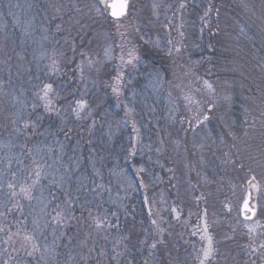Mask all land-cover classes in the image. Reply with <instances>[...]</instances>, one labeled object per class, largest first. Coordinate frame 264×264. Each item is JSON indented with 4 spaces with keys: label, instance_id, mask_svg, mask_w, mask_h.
<instances>
[{
    "label": "rangeland",
    "instance_id": "obj_1",
    "mask_svg": "<svg viewBox=\"0 0 264 264\" xmlns=\"http://www.w3.org/2000/svg\"><path fill=\"white\" fill-rule=\"evenodd\" d=\"M207 1L130 0L131 14L127 18H121L123 26L120 32L112 26L114 19L109 18V21L105 22L97 15L102 26L94 29L95 34L88 35V30H85L78 35L79 28L75 26L74 19L70 20V17H76L72 5L76 4L87 12L88 9L84 6L95 3V0H0V122L6 119L9 128L7 131L5 124L2 125L5 128L0 129V137L4 139L0 141L13 140L17 144V139L13 137L15 134L10 129V111L14 109L13 112L17 115L20 106L12 99V95L26 102L27 111L32 110L31 104L35 102L40 105L36 111L42 113L45 112L43 102L37 101L34 93L38 85L52 83L53 105L63 109L66 116V112L70 111L69 106L75 100H85V112L90 111V117L77 119L70 111V117L73 116L82 140L81 143L76 142L73 145L76 153L74 159L79 161V172L72 178L71 192L73 195L77 194L78 180L85 184H89L91 180L102 183L104 189L99 195L89 194L88 209L92 216L116 212L119 217V228L112 230L105 241L88 227L91 221L88 219V211L84 210V220L79 224L72 221L63 229L68 236H75L76 240L70 248L61 245L58 249L60 264H65V254L70 250L75 260L69 264H83L80 260V249L76 245L90 231L96 240L97 251L91 254L87 264H96L97 260L101 264H110L113 246L121 237H127L116 249L124 253L119 257L121 264H199L198 255L202 258L200 249L207 246V241L201 240L205 222L209 225L208 231L213 237L215 249L205 264H251L252 260H255L256 264H264L259 249V245L264 243V177L257 178L253 170L249 171V168L256 169L251 167L255 164L247 159L249 153L241 145L238 146L243 168L223 163L225 152L233 154L234 159L237 158V148L232 147L233 142H223L219 134L213 137L206 130H202V125H206L205 121L187 136L185 129L181 134L177 133L176 123L182 124L189 131L187 119L191 120L192 127H195L198 111L201 115L200 108L197 107V111H193L189 117H183L177 111L178 98L174 100L176 87L166 91L161 79L157 80L154 74L149 76V72L142 75L139 73L145 44L183 50L180 47L182 39L186 40L183 25L188 17L184 15L178 19L177 15L182 11L180 4H187L188 9L195 8L193 16L199 18L204 15L202 13L207 8ZM9 3L20 5L11 11L22 24L25 20L35 17L34 26L28 29L27 34L22 26L14 25L13 16L8 14ZM246 3L251 10L250 5L253 3L254 11L264 5V0L240 2L241 5ZM52 5L60 7L61 12L57 14ZM105 15L107 16L106 13ZM60 16L63 17V30L57 33L55 25L62 23ZM257 20L264 22L262 18ZM169 25L175 27L164 39L163 34L167 33L166 28L168 29ZM43 28L49 29L46 33L48 40H42L45 35ZM121 32L125 34L123 38ZM66 39L75 40V54L71 51L69 43H65ZM57 40L59 44H56ZM169 41L172 44H168ZM121 44L124 45L123 52L117 47ZM41 45L49 53H52L54 48L57 52L65 53L63 57H57L60 60L58 71L45 67L51 61L40 59ZM110 46L111 58H106L104 50ZM133 48L140 59L139 62L134 61L135 67H123L124 79L131 80V83L122 86V94L118 97L112 92V86L115 84L114 77L121 70L119 57L124 55L127 59V52ZM80 52H84L85 57H82ZM88 58L99 60L100 63L90 69ZM78 66L83 67V73ZM69 67L70 80L65 77ZM56 76L59 78L53 81L52 78ZM61 76L63 77L60 78ZM142 76H145L144 80ZM161 89L164 91L163 97ZM64 92L66 98L61 96ZM89 103H93L95 108L89 107ZM14 104L16 107H13ZM128 109H132L130 115L127 114ZM24 119H28L26 114ZM93 119L96 125L90 128ZM133 121L140 128L139 139L132 129ZM161 140L163 144L160 143ZM60 144L64 145V159L68 162L69 158H73L71 149H65L66 139ZM60 144L53 149L59 151ZM201 144L204 145L203 148L198 147ZM48 147L41 148L47 151ZM81 147L85 149L87 156L84 164L79 160L83 149H80ZM133 147L135 154H132ZM19 152L20 149L17 148H14L12 153H7L6 149L0 150V171L6 173L5 183L10 179L6 172L8 156L14 155L23 160V165H17L13 159L12 171L25 166L31 167L30 159L20 156ZM97 172L99 175H96ZM17 174L20 175L19 172ZM252 176H255L258 184L256 214L252 220L246 221L240 218V206L245 197L246 182ZM141 181L146 187L141 186ZM42 184L47 196V181H42ZM5 192L6 188L0 191V212L5 213L0 216V228L4 229L0 231V264H36L39 254L35 259L30 258L20 247L25 232H32V218L29 217L25 221L15 208L8 213L5 204L12 207L16 201H8ZM196 197L201 199L197 200ZM16 199L27 213L29 202L19 197ZM83 201L84 196L81 195L80 203ZM32 203L35 205V201ZM173 208L176 209L175 212L172 211ZM75 215L81 216L79 207ZM109 218L115 222V218ZM152 220L157 221L156 225L152 224ZM246 225L255 231L249 233ZM160 229L163 231H159ZM17 232L19 235H14L12 240L8 241V234ZM51 239L49 235V242ZM161 240L163 242L159 243ZM142 241L144 243H141ZM154 241L157 246L152 249L150 245ZM92 243V239H89L90 247ZM124 244H127L126 250ZM100 247H103L108 255L99 256ZM252 248L257 249L254 255L251 254ZM84 254H87V249ZM111 264L116 262L111 261Z\"/></svg>",
    "mask_w": 264,
    "mask_h": 264
},
{
    "label": "snow or ice",
    "instance_id": "obj_2",
    "mask_svg": "<svg viewBox=\"0 0 264 264\" xmlns=\"http://www.w3.org/2000/svg\"><path fill=\"white\" fill-rule=\"evenodd\" d=\"M100 5H103L104 7L101 8ZM14 7H20V5H13L11 3L8 4V14L13 16L14 25L22 26L23 31L27 34L28 29L33 28L34 26L33 22L35 20V17L30 20H25L22 24L19 18L15 17L14 13L11 11V9ZM29 7H31V5ZM52 7L55 9V12L57 14L61 12L60 7H56L55 5H52ZM84 7L88 9L87 12H84L83 8L77 6L76 4L72 5V8L76 13V17H70V20L74 19L75 26L79 28L80 32L78 33V35H80V33H84L85 30H88V32L86 33L88 35L95 34L94 29L97 26H102L100 25V21L97 19V15L102 18L105 22L109 21L110 17H114L115 20L112 21V26L116 28L117 32H120V29L123 26V20L121 18H127L131 14V5L129 3V0H120L118 4H109L108 0H95V3L87 4ZM153 7H156V5H153ZM184 7L185 5L181 3L180 8ZM109 8H111L112 11L106 16L105 13L108 12ZM205 15H207V12L205 13ZM59 18L61 19L62 23H57L55 25L57 33L63 30V17L60 16ZM238 26L240 34L244 35L245 26ZM48 31V28H43V32L45 33V35L42 36V40H48V35L46 34L48 33ZM262 34H264V29H262ZM120 35L123 38L125 34L121 32ZM181 35H183V33H181ZM65 43H69L71 51L75 54L77 51L75 40L66 39ZM56 44H59L58 40L56 41ZM169 44H171V41H169ZM117 47H119L121 49V52H123V44L118 45ZM175 50L178 53L180 52V48H176ZM111 53V46L105 48L104 56L106 58H111ZM64 55V52H57L55 48L53 49L52 53H49L46 49H44L43 45H41L40 59H48L51 61L50 64L45 66L51 71L59 70L60 60L57 57H63ZM80 55L82 57H85L86 54L84 52H80ZM169 55H171V49H169ZM127 57L128 58L125 59L124 55H120L119 59L121 61V70H119L117 72L116 77H114L115 84L112 86V92L115 93L118 97L122 94V86L131 83V80L125 81V73L122 70L123 67L127 65H132L133 67H135L134 61L139 62L140 59V57L136 54V50L134 48L127 52ZM83 63L84 60L82 59L81 65H83ZM87 63L88 67L91 69L98 65L100 61L88 58ZM78 67H80V71L81 73H83V67ZM259 67L261 72L264 73V63H261ZM153 74L156 76L157 80L162 79L161 72L157 71L154 68L149 71V76H152ZM36 79H39V77H36ZM203 83L210 92L215 91L213 85L207 80H205ZM53 91L54 90L52 83H42L37 86V91L34 93V95L37 101L43 102V108L45 112L49 114L55 112L56 115L59 116L61 110L55 108L53 105V100L51 96ZM169 95H171V93H169ZM12 99L16 101V104L20 105L19 110L17 112V118L11 121V124L13 125V133L15 134L17 139H19L20 137H24L25 143L17 145L13 140H9L7 142L0 141V150L6 149L7 153H12V150L14 148L19 147V155L25 156L30 159L31 167L28 168L27 166H25L18 168L16 171H12V160L15 159L17 165H23V160L19 159L14 155L8 156L6 172L7 176L10 177V179H7V182L5 183L6 173L5 171H0V191H3L6 188L7 192L4 193L6 199L8 201H16L12 204V207H8L7 204H5V208L8 213H11L12 209L15 208L16 211L20 213L21 217H23L25 221L29 217L32 218V232H25L22 237V243L20 245V247L26 252L27 256L35 259L37 254H39V258L36 259V264H60V252L58 251V249L61 247V245L64 248H70V246L76 240L75 236H68L67 232L63 229L67 228L72 221H75L77 224H79L82 220H84V210L88 211V219H90L91 221L88 224V227L92 229V231H94L98 237L105 241L108 240V234H110L112 230L119 228V217L117 216L116 212H106L103 216H92L90 209H88V204L90 202L89 194L92 196L99 195L100 192L104 189V185L102 183H97L95 180H91L89 184H85L82 181L78 180L77 194H72V178L76 175L77 172H79V161L74 158H69L68 162L65 161L63 144H60L59 151H56L52 147H48L47 151H44L40 147V145L44 143L43 140H37L36 145L30 147L28 145V141L30 139L44 135V133L40 131L43 116L41 114H38L36 111L40 105L35 102L32 103V110L30 112H27L28 119H24L25 110L28 105L23 99L15 95H12ZM184 99L188 101L189 104L193 102L190 96H185ZM225 100L230 101L231 97L226 96ZM196 103L197 105L199 104L198 101ZM261 103L262 105H264V100H262ZM16 104H14L13 107H16ZM86 107L87 102L83 99H78L75 100L73 104L69 106V110L74 113L77 119H83L92 115L90 111L85 112ZM131 112L132 109H128L127 114L130 115ZM245 112H248L247 108L245 109ZM33 116H35V119H33ZM208 119L209 117L207 115H203L202 120L199 118V116H197L195 118V127H192V121L189 120V130L194 132L196 127H199L200 124H202L204 121H207ZM260 121L261 143L258 146L259 158L249 155L247 159L250 160L252 163L257 164V166L264 168V108H262V110L260 111ZM244 123L248 125L247 120H245ZM95 125L96 121L93 119L90 128H94ZM254 127L255 121L253 122V124L248 125V128L250 129ZM132 129L136 133V138L139 139L140 128L137 127L135 121L132 122ZM61 131L64 132L66 139L70 138V129H61ZM229 135L232 137L233 141L240 140V137L236 136L234 133H229ZM249 135V131H244V137H248ZM160 143L163 144V140H161ZM244 143L247 144V140H244ZM194 147H197V145H194ZM198 147L203 148L204 145L201 144ZM232 147L237 148V158L233 159V154L225 152V159L223 160V163L232 164L234 166H239L240 168H243L244 164L240 160V149L238 145L236 143H233ZM157 151H159V149H157ZM132 154H135V147H133ZM200 159L201 161H203L202 156L200 157ZM140 171H143V169H140ZM249 171H251V168H249ZM18 172L20 173V175L17 174ZM96 175H99V173L97 172ZM254 180L255 176H252V181ZM42 181H47V184L49 186L47 196H45V187L43 186ZM141 186H145L143 185V181H141ZM251 186L255 187L254 184H252ZM57 193H59V195H57ZM81 195L84 196V201L82 204L80 203ZM61 196L63 197L62 200L60 199ZM17 197L29 202L27 206V213H25L24 211V206L20 204L19 200L16 199ZM196 199L199 200L201 199V197H196ZM33 201H35V205H33ZM145 202H147V198ZM78 207L81 210L80 217H77L75 215V211ZM244 208L248 212H252L254 214V209L249 207L248 200L244 201ZM172 211L175 212L176 209L173 208ZM4 215V212H0V216ZM109 216L115 218V222L113 221V219H110ZM245 219H250V217L246 216ZM156 223V220H152L153 225H156ZM246 227H248L249 233L255 231V229L250 226L246 225ZM208 229L209 225L207 222H205L201 240H206L207 246L200 249V252L202 253V258L198 255L197 258L199 259V264H205V262L209 260V258L213 255L215 251L213 247V237L209 234ZM3 230V228H0V231ZM92 231L86 233L84 238L80 240L79 243L76 245V247L80 249V260L83 262V264H87V260L91 257V254L97 251L96 240L92 236ZM159 231L162 232L163 229H160ZM14 235H19V232L9 233L8 241H11ZM49 235H51L52 237L50 242L48 240ZM193 235H195V233H193ZM89 239H92L93 241L91 247L89 246ZM125 239H127V237H121L120 239L116 240L112 249L113 254L110 259V264L111 261H115L116 264H121L119 257L124 253L119 252L116 249L119 245L123 243V240ZM8 241L5 242L7 243ZM58 241L60 243H58ZM162 242V240L159 241V243ZM141 243L144 242L142 241ZM156 246L157 242L154 241L150 245V248L154 249L156 248ZM123 247L126 250L127 244H124ZM85 249H87L86 255L84 254ZM259 249L260 258L264 260V243H261L259 245ZM256 252V248L251 249V254L254 255ZM98 254L99 256L108 255V253L103 247L99 248ZM74 260L75 257L72 255L71 250L65 254V264H69L70 261ZM5 264H7V262H5ZM96 264H101V262L97 260ZM129 264H131V262H129ZM251 264H256V261L252 260Z\"/></svg>",
    "mask_w": 264,
    "mask_h": 264
},
{
    "label": "trees",
    "instance_id": "obj_3",
    "mask_svg": "<svg viewBox=\"0 0 264 264\" xmlns=\"http://www.w3.org/2000/svg\"><path fill=\"white\" fill-rule=\"evenodd\" d=\"M241 1L243 0H208L207 8L202 13L204 15L199 18L193 16L196 12L195 8L188 9L185 4V7L181 8L182 11L177 15L178 19L184 15L188 17L183 25L186 35V40L182 39L180 45L183 50L178 53L171 47L145 44L139 73L142 75L153 68L160 71L161 83L164 84L166 91L176 87L174 100L178 98L176 105L180 115L189 117L199 107L201 110V115L198 111L199 118H202L203 115L209 117L205 121L206 125H202L204 127L202 130H206L213 137L215 134H219V138L223 142L241 145L249 153L247 157L252 155L259 158L260 111L264 108L261 103L264 100V73L261 72L259 65L264 63V34H262L264 22L261 23L257 19H264V5L253 11V3L250 5L251 10L249 4L241 5ZM206 10L207 15H205ZM238 25L245 26L244 35L240 34ZM174 27L169 25V28H166L167 33L163 34L164 39L170 35V31H173ZM169 49H171V55H169ZM75 60L79 61L78 58ZM76 63L74 62V64ZM70 74L71 67L68 68L69 76L65 74L66 79L70 80ZM142 77L144 80L145 76ZM57 78L59 76L52 79L54 81ZM205 80L213 85L214 92H210L205 87L203 83ZM163 92L161 89L162 97ZM61 96L67 97L65 92L61 93ZM185 96H190L193 102L189 104L184 99ZM226 96L231 97V100H225ZM91 97L90 95L89 98ZM88 106L95 108L93 103H89ZM246 108L248 112H245ZM13 111L14 109L10 111L11 121L12 118H16ZM27 112L30 111L25 110L26 116H28ZM37 113L43 116L40 131L44 135L30 139L28 145L32 147L36 145L37 140H43L44 143L40 145L41 147H58L62 140L66 139L63 138L64 132L61 129H70V138L66 139L67 148L65 149H71L70 154L74 158L76 153L73 145L76 142L81 143L82 140L73 116L70 117V111L66 112L68 116L65 115L63 109L59 116L55 112L49 114L39 111ZM183 120L185 121V119ZM245 120L248 121V125L255 121V127L248 128V125L244 123ZM3 124L7 127L6 119L0 122V129L5 128L2 126ZM179 124L176 123V132L181 134L185 129L187 136L191 130L188 131L182 124H180L181 126ZM10 129L13 130L12 124ZM7 131H9L8 127ZM244 131H249L250 135L244 137ZM229 133H234L240 137V140L233 141ZM13 137L17 139L16 136ZM0 139L4 138L0 137ZM244 140H247V144L244 143ZM23 143H25L24 137L17 139V145ZM86 157V151L83 148L79 158L82 164L85 160L87 161ZM251 167H256L251 170L257 178L264 177V168L257 164ZM255 170L258 172L256 173Z\"/></svg>",
    "mask_w": 264,
    "mask_h": 264
},
{
    "label": "water",
    "instance_id": "obj_4",
    "mask_svg": "<svg viewBox=\"0 0 264 264\" xmlns=\"http://www.w3.org/2000/svg\"><path fill=\"white\" fill-rule=\"evenodd\" d=\"M130 1V0H129ZM120 2V0H108L109 4L112 3H116L118 4ZM101 8H103V5H100ZM112 11L111 8L108 9V12H106V14L108 15L110 12ZM111 19H114V17H110ZM251 182V183H250ZM252 184L255 185V187L251 186ZM257 194H258V184L257 181L254 180L252 181V177L246 182V192H245V197L244 200L241 203L240 206V217L243 220L246 221H250L255 217L256 214V198H257ZM248 200L249 203V207L254 209V214L252 212H248L245 208H244V201ZM250 217V219H245V217Z\"/></svg>",
    "mask_w": 264,
    "mask_h": 264
}]
</instances>
